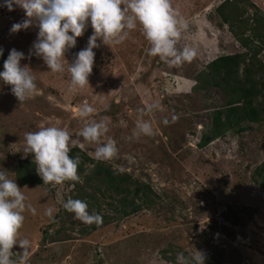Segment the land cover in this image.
Segmentation results:
<instances>
[{
	"label": "rangeland",
	"instance_id": "rangeland-1",
	"mask_svg": "<svg viewBox=\"0 0 264 264\" xmlns=\"http://www.w3.org/2000/svg\"><path fill=\"white\" fill-rule=\"evenodd\" d=\"M225 1L233 0H170L187 25L177 47L194 53L178 67L147 54L149 44L138 26L120 45L101 44L93 50L89 85L75 93L69 91L67 70L53 73L35 56L21 61L35 77L34 97L21 103L11 86L0 81V171L16 181L30 206L18 234L31 242L27 264H175L177 253L189 255L195 249L205 253V264H264V187L255 173L264 162V121L247 123L241 132L230 129L200 145L214 111L226 106L227 95L199 76L219 56L245 51L216 12ZM239 7L246 19L256 10L264 14V0H243ZM24 18L18 6L0 8V48L8 55L16 49L28 57L37 39L35 26L10 33ZM92 32L89 26L65 54V69ZM6 59L0 56V71ZM259 60L264 64V50ZM257 79L264 82V73ZM85 101L95 111L82 120L76 113ZM154 103L159 108L146 111ZM142 110L153 134L130 138ZM93 120L107 123L105 139L114 140L118 149L103 165L147 185L154 201L150 206L124 216L123 203L87 184L89 169L99 162L92 158L96 145L83 138V148L71 146L70 152L80 161L84 155L93 161L86 160V171L77 173V181L44 186L40 178L21 185L18 170L35 164L32 154L23 153L26 133L56 126L75 135ZM83 187L98 199L100 206L88 205V211L102 217L99 223L83 224L63 208ZM48 208L51 218L45 215ZM12 251L22 250L14 245Z\"/></svg>",
	"mask_w": 264,
	"mask_h": 264
},
{
	"label": "clouds",
	"instance_id": "clouds-1",
	"mask_svg": "<svg viewBox=\"0 0 264 264\" xmlns=\"http://www.w3.org/2000/svg\"><path fill=\"white\" fill-rule=\"evenodd\" d=\"M18 6L24 10L22 22L14 23L10 33L26 30L30 26L38 28L37 39L29 50L28 57L16 49L9 52L0 71V81L11 86V93L21 103L37 94V85L32 70L21 61L32 56L40 58L53 73H70L69 91L75 93L89 85L95 52L101 44L108 47L123 43L129 33L139 26L148 42L147 54L158 57L161 62L180 66L190 60L194 53L188 48H178L181 30L187 25L173 10L170 0H2L0 8L9 11ZM91 26L92 35L87 46L75 54L67 69L63 61L65 54L77 44V38ZM100 41L98 44L97 41ZM3 49L0 48V56ZM151 104L146 111L158 109ZM95 109L85 101L76 115L83 119L93 114ZM141 117L130 138L151 136V122ZM109 131L104 120L86 123L75 135L56 126H42L39 130L25 134V156L32 154L36 173L44 186L63 185L66 181L79 179L77 170L79 158L69 156L70 147L79 145L80 138L94 144L92 158L97 162H106L117 154L116 142L105 139ZM26 197L16 181L9 179L5 171H0V264H27L31 242L28 238H18L19 230L25 219ZM63 208L73 214L74 219L83 224L99 223L102 217L98 213H89L88 204L80 199L69 198ZM33 212L34 209H31ZM53 210L48 208L45 215L52 217ZM14 245L22 250L19 254L12 251ZM15 256V259L13 258ZM204 252L195 249L189 255L177 253L175 264H205Z\"/></svg>",
	"mask_w": 264,
	"mask_h": 264
},
{
	"label": "trees",
	"instance_id": "trees-1",
	"mask_svg": "<svg viewBox=\"0 0 264 264\" xmlns=\"http://www.w3.org/2000/svg\"><path fill=\"white\" fill-rule=\"evenodd\" d=\"M242 1H225L216 9L222 22L229 25L245 51L219 56L207 65L209 72L199 76L206 84H213L227 95L226 106L214 111L212 127L209 133L203 134L201 146L209 144L230 129L241 132L248 129L247 123L264 121V82L257 79L259 73H264V64L259 60V55L264 50V14L256 10L252 19L244 18V10L239 7ZM250 31H253L252 35H247ZM3 56L7 58L8 54L3 52ZM242 68L244 73L241 72ZM206 87L204 85V88ZM69 156L78 158L74 152H70ZM82 158L84 160H79L77 173L86 171V160L93 161L86 155ZM89 170L90 173L86 176L87 184L95 191L101 192L103 197L115 198L123 203L121 213L124 216L137 213L154 202L149 196L150 188L141 185L128 174H121L102 162ZM255 173L262 180L264 187V162L256 168ZM18 179L21 185L39 182L36 165L32 164L30 167V163L23 164L18 170ZM130 186H134V190ZM72 196V199L86 201L90 207L100 206L97 205L95 193L87 191L85 187L81 188L80 194ZM137 198H140L142 203H137Z\"/></svg>",
	"mask_w": 264,
	"mask_h": 264
}]
</instances>
